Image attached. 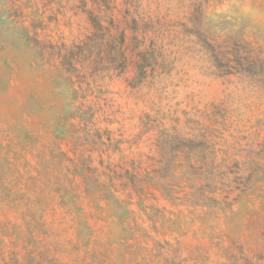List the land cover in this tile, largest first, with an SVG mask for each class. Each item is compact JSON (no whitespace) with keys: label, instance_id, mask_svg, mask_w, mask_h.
I'll list each match as a JSON object with an SVG mask.
<instances>
[{"label":"rangeland","instance_id":"374dc122","mask_svg":"<svg viewBox=\"0 0 264 264\" xmlns=\"http://www.w3.org/2000/svg\"><path fill=\"white\" fill-rule=\"evenodd\" d=\"M0 264H264V0H0Z\"/></svg>","mask_w":264,"mask_h":264}]
</instances>
